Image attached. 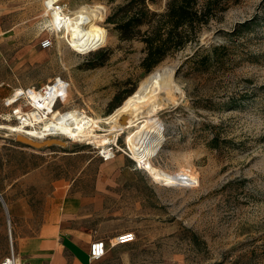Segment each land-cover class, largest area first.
I'll list each match as a JSON object with an SVG mask.
<instances>
[{
  "label": "rangeland",
  "instance_id": "374dc122",
  "mask_svg": "<svg viewBox=\"0 0 264 264\" xmlns=\"http://www.w3.org/2000/svg\"><path fill=\"white\" fill-rule=\"evenodd\" d=\"M153 1L148 8L161 12L166 0ZM44 2L0 0V123L16 126L12 109L28 111L24 97L6 107L17 89L39 90L57 78L68 84L58 110L106 118L152 73L139 67L143 44L120 42L105 22L122 0H61L70 13L101 7L93 25L106 30L105 41L86 52L51 31ZM47 37L53 47L41 50ZM200 37L201 45H224L231 60L200 73L186 63V49L153 68L173 69L180 93L173 103L159 93L163 142L148 160L195 187L154 181L129 152L103 162L78 141L47 138L35 149L0 129V264L13 256L22 264L19 238L34 237L49 221L63 224L64 193L85 200L69 229L81 240L97 233L108 246L91 264H264V0H240ZM101 126L96 132L107 134ZM117 147L128 151L124 135ZM126 233L135 241L109 245Z\"/></svg>",
  "mask_w": 264,
  "mask_h": 264
},
{
  "label": "bare ground",
  "instance_id": "6f19581e",
  "mask_svg": "<svg viewBox=\"0 0 264 264\" xmlns=\"http://www.w3.org/2000/svg\"><path fill=\"white\" fill-rule=\"evenodd\" d=\"M52 2L53 0L44 2L49 23L55 28L59 27V24L63 26V38L74 50L86 52L105 41L106 30H99L93 25L95 20L101 19V7H80L70 14L61 16L60 13L49 11ZM61 81V78H57L47 83L44 87V95L33 88H30L28 93L26 90L17 89L8 100V104H15L20 99L19 95L24 93L28 111L24 113L18 108L24 120L18 117L22 121L16 126L0 123V129L8 130L15 137L22 136L37 144H43L45 139L51 136L52 138L64 136L71 138L73 142L86 141L87 144L95 145L100 149H105L109 143H115L124 135L125 145L134 162L154 181L167 186L186 183L180 177L170 175L148 162L162 147L163 142L161 119L156 115L162 103L159 100V93L163 92L166 99L171 100L172 103L176 101L175 95L180 93L174 82L173 69L152 71L139 83L137 92L106 118L89 117L80 111H67L61 115L52 111L50 119L45 121L43 111L46 109L49 111L54 97L65 89V84ZM101 124L108 126L105 130L107 134L96 132L102 130ZM129 241L126 240L125 245L130 243ZM17 260L13 256L4 264H19Z\"/></svg>",
  "mask_w": 264,
  "mask_h": 264
},
{
  "label": "trees",
  "instance_id": "16d2710c",
  "mask_svg": "<svg viewBox=\"0 0 264 264\" xmlns=\"http://www.w3.org/2000/svg\"><path fill=\"white\" fill-rule=\"evenodd\" d=\"M106 1L115 3L117 0ZM152 2L122 0L105 20L120 42L137 40L143 44L145 55L139 67L145 74L152 72L168 57L186 49H191L186 63L194 62L197 72L208 73L214 66L222 69L227 66L231 59L224 55L226 47L214 43L201 45L200 35L212 24L222 22L224 14L237 6L240 0H166L161 12L148 8ZM252 24L249 20L238 25L228 36L236 35L238 30ZM103 52L98 51L93 56L99 59Z\"/></svg>",
  "mask_w": 264,
  "mask_h": 264
},
{
  "label": "crops",
  "instance_id": "0c3cea01",
  "mask_svg": "<svg viewBox=\"0 0 264 264\" xmlns=\"http://www.w3.org/2000/svg\"><path fill=\"white\" fill-rule=\"evenodd\" d=\"M61 188L58 185L54 188L53 193L58 200ZM84 203L80 195L64 193L59 208L63 224L49 221L34 237L19 238L17 252L22 264H91L88 249L98 237L97 233L92 232L81 240L68 226L69 221L79 216Z\"/></svg>",
  "mask_w": 264,
  "mask_h": 264
},
{
  "label": "built area",
  "instance_id": "2783aa9c",
  "mask_svg": "<svg viewBox=\"0 0 264 264\" xmlns=\"http://www.w3.org/2000/svg\"><path fill=\"white\" fill-rule=\"evenodd\" d=\"M49 11H54V12H57L58 14L60 13L61 16H64L65 14H70L69 10L67 9L66 4H63L61 2V0H53V2L49 5ZM51 31L53 33H55V34H59L60 32L63 31V26L61 24H59V27H57V28L52 26L51 27ZM40 42H41L40 43L41 50L51 49L53 47V42H52L51 38H48V37L44 38ZM69 47H70V49H72V51H74V48L72 47V45H70ZM61 82H63L65 84V90L62 91V92H59L54 97V99L52 101L53 104H52V106H51L49 111H47V109L45 111H43V114H44L43 118L45 119V121L50 119L49 117L52 115V111L53 112L55 111L57 115L65 114L67 112L65 110H61L60 111V110L57 109L58 104H60L59 101H61L63 99L62 97L65 95V92L68 89V84L65 83L63 80ZM33 89H35V88H33ZM29 91H30V89L26 90L27 93ZM36 91L40 92L42 95L45 94V88L44 87H42L41 89L36 90ZM19 96H20V99H21L22 97H24V93L20 94ZM37 101L41 102V100H37ZM5 105H6V107H11L12 106V105H9V104H5ZM18 108L19 107H16L15 109H12L11 115L13 116L14 119H17L18 122H21L22 120H24V116L21 115V113H19V109ZM18 117H21L22 120L20 121V119H18ZM48 138L53 139L52 136L48 137ZM59 138H64V139H66L68 141H72L73 142V140L71 138H66L64 136L59 137ZM78 142L79 143H83L85 146H88V147H91V148L92 147L96 148L98 150L99 156H100V158H101V160L103 162H108L109 160L115 158L117 152H123V154H125L128 158H130V155H129L128 151H126V150L123 151L119 147H117V141L115 143H113V144H108L105 147V149H100V148H98L95 145H89V144H87L86 141H78ZM136 166L139 168V165L137 163H136ZM196 184L197 183H188V184H185V185L182 184L180 186L185 187V188L186 187L192 188V187H195ZM126 240H130L129 241L130 243L134 242L135 241L134 234L133 233H126V234H122V235H116L114 238L111 239V241L109 242V245L122 246V245H125L124 242ZM107 249H108V246H107V244H106V242L104 240L96 239L95 241H93L90 244L89 249H88L89 261L90 262H96V261H100V260L104 259L106 257Z\"/></svg>",
  "mask_w": 264,
  "mask_h": 264
},
{
  "label": "water",
  "instance_id": "95a60500",
  "mask_svg": "<svg viewBox=\"0 0 264 264\" xmlns=\"http://www.w3.org/2000/svg\"><path fill=\"white\" fill-rule=\"evenodd\" d=\"M15 141L20 142V143H22V144H24L26 146L31 147V148L33 147L35 149H41V148L44 147V145L37 144L34 141L26 139L25 137H22V136H16ZM0 201L2 202L1 197H0ZM3 206H4V204H3Z\"/></svg>",
  "mask_w": 264,
  "mask_h": 264
}]
</instances>
